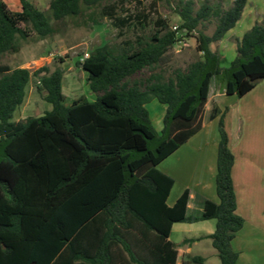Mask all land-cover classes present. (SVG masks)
Wrapping results in <instances>:
<instances>
[{
  "label": "trees",
  "instance_id": "1",
  "mask_svg": "<svg viewBox=\"0 0 264 264\" xmlns=\"http://www.w3.org/2000/svg\"><path fill=\"white\" fill-rule=\"evenodd\" d=\"M20 11L0 0V54L20 49L19 40L53 33L43 9L19 0ZM105 0H49L53 19L76 16ZM138 1V0H136ZM180 18L176 29L156 17L148 33L145 15L114 17L115 5L101 15L138 30L121 45H102L76 61L96 94L69 104L62 93L61 68L30 70L0 64V264H176L178 245L172 225L214 219V230L183 239L179 246L208 238L219 264H237L231 246L243 218L236 213L231 178L233 154L222 112L214 184L217 200L206 199L199 212H187L188 190L167 204L172 177L158 164L195 134L202 123L209 85L225 74V93L241 97L264 79V17L236 40L226 67L209 44L219 41L240 18L247 0H166ZM214 23L210 34L204 31ZM177 31L195 37L199 57L167 76L163 63L178 41ZM148 69L145 78H133ZM31 76L51 107L41 115L13 120ZM165 104L162 127L155 129L146 104ZM220 113L212 107L207 118ZM200 254L185 253L180 264H204Z\"/></svg>",
  "mask_w": 264,
  "mask_h": 264
},
{
  "label": "crops",
  "instance_id": "2",
  "mask_svg": "<svg viewBox=\"0 0 264 264\" xmlns=\"http://www.w3.org/2000/svg\"><path fill=\"white\" fill-rule=\"evenodd\" d=\"M30 1L37 7L41 4L45 7L49 2V0ZM6 4L13 11L21 10L19 0H6ZM263 5L264 0H247L240 18L220 39L218 52L222 67H226L234 58L236 40L240 39L264 14ZM212 43L209 47L214 50ZM96 47L99 46H93L91 50ZM15 54L16 52L11 53L12 56ZM21 62V58H16L17 64L12 68L21 67ZM224 88L225 83L218 82L214 78L211 80L201 128L163 159L158 164V168L160 165L159 170L174 180L167 197L168 205H171L185 189L188 190V213L199 211L202 202L206 199L216 201L214 175L218 143L217 126L220 114L227 108L224 121L228 131L229 148L234 158L231 178L236 199V213L244 220L242 227L232 239L231 246L239 253L237 264H264V261L246 255L248 249H264V79L241 97L226 94ZM148 104L154 106L152 112L148 111L152 124L159 131L166 106L155 99L148 102L146 107ZM20 105L13 113V120L23 118L24 113L20 111ZM212 107H217L220 113L208 119L207 115ZM173 226L174 224L172 228ZM211 232L212 230H207L192 237ZM199 240L181 246L177 243L178 252L181 250V256L185 253L191 254L192 245ZM260 256L263 257L264 254ZM180 260L178 262L177 259L176 264H180Z\"/></svg>",
  "mask_w": 264,
  "mask_h": 264
},
{
  "label": "rangeland",
  "instance_id": "3",
  "mask_svg": "<svg viewBox=\"0 0 264 264\" xmlns=\"http://www.w3.org/2000/svg\"><path fill=\"white\" fill-rule=\"evenodd\" d=\"M194 8L197 9L201 3L208 1L211 4L220 2L224 7L231 4V0H193ZM103 4H113L116 6L114 17L122 18L130 15H145L148 25L144 29L146 33L154 29L153 21L156 17H161L167 22L168 28L173 29L180 23L179 16L172 11L166 0H105L89 9L83 8L76 16H66L60 20L53 19L51 11L47 6L41 4L39 7L44 10L48 20L53 26V33L45 38L38 39L35 36L26 40H19L21 47L12 56L11 53L0 54V64H7L13 67L16 58H21V67L28 68L31 71L42 65H48L50 70L56 67L62 69V93L65 95V103L69 104L73 99L83 96L88 100L95 98L93 93L85 81L86 73L76 64L85 52H91L93 46L102 45H121V40L132 39L134 33L138 30L133 24L123 26V35H118L119 24L114 22L112 18L103 16L100 13ZM11 5V3H9ZM264 7V5H263ZM261 20L264 14L260 16ZM131 23L135 22L132 17ZM258 21V20H257ZM214 23L205 26L204 31L210 34L213 30ZM94 29L96 31L94 32ZM178 41L167 52L166 59L163 63L164 75L171 73L176 67L184 68L186 65L199 57L196 50L195 37L192 35H182L177 31ZM220 41V40H219ZM219 41L213 42L211 46L218 51L220 47ZM235 42V41H234ZM53 45V48H52ZM17 56V57H16ZM81 61V60H80ZM149 75L148 69H142L137 72L133 78H145ZM225 74L219 75V82L225 83ZM36 78L31 76L26 88L24 100L19 109L24 113L23 117L28 115L38 116L44 110H49L51 105L43 100L37 93L35 88ZM152 104H148L147 109L151 112L154 110ZM154 126V125H153ZM226 128V127H225ZM227 130V129H226ZM228 133V131H227ZM160 168V165H159ZM199 212V211H193ZM214 219L202 220L194 223L177 222L174 223L170 234V240L174 243H180L185 238L203 234L207 230H214ZM259 250V254H258ZM248 249L246 255L254 256L261 262L264 261V249ZM181 250L178 252V262L181 259ZM191 254H200L205 257V264H219L216 250L211 246L210 239L203 238L197 241L191 247Z\"/></svg>",
  "mask_w": 264,
  "mask_h": 264
},
{
  "label": "built area",
  "instance_id": "4",
  "mask_svg": "<svg viewBox=\"0 0 264 264\" xmlns=\"http://www.w3.org/2000/svg\"><path fill=\"white\" fill-rule=\"evenodd\" d=\"M173 29H176V26H175V25L173 26ZM88 55H89V53H88V52H85V53L82 55V57L80 58V60L82 61L83 59L87 58Z\"/></svg>",
  "mask_w": 264,
  "mask_h": 264
},
{
  "label": "water",
  "instance_id": "5",
  "mask_svg": "<svg viewBox=\"0 0 264 264\" xmlns=\"http://www.w3.org/2000/svg\"><path fill=\"white\" fill-rule=\"evenodd\" d=\"M52 48H53V45H52Z\"/></svg>",
  "mask_w": 264,
  "mask_h": 264
}]
</instances>
